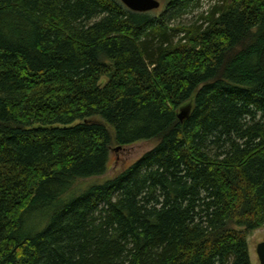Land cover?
I'll return each instance as SVG.
<instances>
[{"label":"trees","instance_id":"trees-1","mask_svg":"<svg viewBox=\"0 0 264 264\" xmlns=\"http://www.w3.org/2000/svg\"><path fill=\"white\" fill-rule=\"evenodd\" d=\"M261 227L264 0H0V264H251Z\"/></svg>","mask_w":264,"mask_h":264},{"label":"rangeland","instance_id":"rangeland-1","mask_svg":"<svg viewBox=\"0 0 264 264\" xmlns=\"http://www.w3.org/2000/svg\"><path fill=\"white\" fill-rule=\"evenodd\" d=\"M158 1L160 2V6L158 9L154 10L156 14L161 13L166 3V0H158ZM206 6L207 5H205L204 8H206ZM107 127L109 131L112 133L113 132L112 129L109 126ZM155 142H156L155 140L137 141L130 145H116L115 143H113L111 146V150H110V161H109L108 170L104 174L98 177H92V178H87V179H82V180L77 181L76 183L77 187H84L85 185L92 183V182H101L113 176L114 174L122 170L124 167L130 165L140 155L151 150L156 144ZM262 241H264V228L263 227L249 231L246 235L248 255H249L251 264H259L257 254H256V245Z\"/></svg>","mask_w":264,"mask_h":264},{"label":"water","instance_id":"water-1","mask_svg":"<svg viewBox=\"0 0 264 264\" xmlns=\"http://www.w3.org/2000/svg\"><path fill=\"white\" fill-rule=\"evenodd\" d=\"M128 9L137 12H146L158 9L160 2L158 0H120ZM189 111V106H183L177 117L179 120H183L187 117ZM119 148V147H118ZM256 254L259 261V264H264V241L259 242L256 245Z\"/></svg>","mask_w":264,"mask_h":264}]
</instances>
